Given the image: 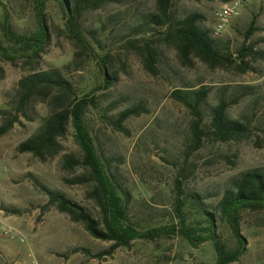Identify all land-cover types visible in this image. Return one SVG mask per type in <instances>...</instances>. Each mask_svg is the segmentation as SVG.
I'll list each match as a JSON object with an SVG mask.
<instances>
[{"label":"rangeland","instance_id":"1","mask_svg":"<svg viewBox=\"0 0 264 264\" xmlns=\"http://www.w3.org/2000/svg\"><path fill=\"white\" fill-rule=\"evenodd\" d=\"M1 1L7 4L17 34L34 31L33 12L27 0ZM173 4L177 16L202 14L203 26L213 31L215 14L223 0H175ZM154 10L155 0H110L101 9L85 13L82 22L86 30L96 32L101 46L117 58L113 70L118 81L110 90L97 95V106L90 109L86 122L99 152L111 162L112 171L130 191L129 214L141 229L171 223L176 178L182 180L184 194L198 195L207 209H212L241 173L264 170V59L252 61L253 71L238 75L209 70L196 60L192 68L182 67L173 50L163 49L159 75L152 77L145 72L140 59L124 52L122 45L132 28L140 24L141 17ZM46 14L49 41L38 65L0 60V113L11 109L17 83L33 69H60L79 91H88L98 82L93 62L84 57L74 59L75 49L64 33L55 3L49 2ZM252 20L257 31L248 43H254L255 50L264 55V15L255 4L244 6L218 38L235 53ZM202 86L211 89L210 104L221 94L231 98L244 93L240 102L229 108L228 115L249 123L252 134L241 141H205L199 150L186 155L192 116L170 95L175 89ZM137 106L147 113L123 123L128 135L117 132L112 121L120 112ZM48 114V107L39 103L32 110V120L20 117L0 138V226L4 228L0 231V264H213L215 254L210 243L193 248L179 237L135 241L129 248H118L102 260L75 253L74 249H85L91 255L101 253L109 250L112 243L93 239L80 224L71 222L54 207H46L47 197L37 184L66 195L96 217L94 204L85 196L88 188L66 184V180L83 171L64 172L60 167L61 155L42 163L31 155L16 152L17 145L32 136ZM1 120L2 115L0 125ZM61 145L62 155L80 157L71 127ZM13 210L17 213L13 214ZM186 211L189 223L198 228L200 218L189 201ZM8 228L14 238V234H5ZM216 228L222 242L229 249L234 248L235 241L219 218ZM241 233L246 251L233 264H264V213L244 212Z\"/></svg>","mask_w":264,"mask_h":264},{"label":"trees","instance_id":"2","mask_svg":"<svg viewBox=\"0 0 264 264\" xmlns=\"http://www.w3.org/2000/svg\"><path fill=\"white\" fill-rule=\"evenodd\" d=\"M33 12L34 31L17 34L11 25L7 4L0 0L2 21L0 22V60L15 63L23 61L28 65H38L49 41L47 6L56 4L64 27V33L75 49L74 59L93 62L98 73V82L88 91H79L72 79L66 78L60 69L40 71L33 69L17 83L11 109L0 113V138L18 123L19 118L32 120V110L42 103L49 114L42 120L36 132L20 142L18 154L31 155L45 163L61 155L60 167L66 173L81 169L83 173L72 180L69 186L87 187L86 199L94 204L97 216L91 215L83 206L66 195L49 190L39 184L47 197L46 207H54L68 216L71 222L80 224L95 240L112 243L109 250L90 254L85 249H74L92 259L102 260L112 255L118 248H129L135 241L155 242L161 239L179 237L193 248L210 243L215 254L213 264H233L246 251V240L241 233V218L244 212L264 213V170L252 169L241 173L225 190L215 208L207 209L196 194H184L182 180L174 182L173 218L170 224L141 229L129 214L132 195L111 168V162L104 158L91 134L86 117L91 108L97 106V95L114 87L118 81L114 72L116 57L101 46L96 32L83 27V16L102 8L110 0H27ZM175 0H155V10L141 17L140 24L132 28L122 45L124 52L135 54L146 73L152 77L159 75V64L163 49L173 50L182 67L192 68L193 61L202 63L209 70L231 71L244 75L253 71L251 62L264 59L255 50L254 43H248L257 31L255 20L249 23L244 39L236 52L229 45L212 35V30L203 26L204 16L192 12L177 16L174 12ZM201 2L203 0H191ZM212 1V0H205ZM103 27V26H102ZM2 70L0 69V77ZM211 89L205 86L185 87L171 92V99L185 107L192 116L189 147L186 155L199 150L205 141L227 143L241 141L251 136L247 122L231 119L228 110L238 104L244 93L231 98L221 94L215 103L208 101ZM141 106L126 109L112 121L117 132L128 135L123 123L132 117L146 114ZM73 130V138L80 157L62 155L61 140L68 128ZM186 201L196 210L199 227L189 223ZM16 214V211H11ZM216 218L223 221L234 241L229 249L217 234ZM203 223V224H202ZM207 264V263H202Z\"/></svg>","mask_w":264,"mask_h":264},{"label":"built area","instance_id":"3","mask_svg":"<svg viewBox=\"0 0 264 264\" xmlns=\"http://www.w3.org/2000/svg\"><path fill=\"white\" fill-rule=\"evenodd\" d=\"M258 4L261 13L264 15V0H226L215 14L216 24L212 31L214 37L218 36L228 23L239 16L241 9L248 4ZM0 231H4V228L0 226ZM5 234H14L11 229L8 228ZM15 234L12 238H14ZM22 241V240H20Z\"/></svg>","mask_w":264,"mask_h":264},{"label":"crops","instance_id":"4","mask_svg":"<svg viewBox=\"0 0 264 264\" xmlns=\"http://www.w3.org/2000/svg\"><path fill=\"white\" fill-rule=\"evenodd\" d=\"M226 0H223V3L225 2ZM253 4H255V5H257L258 6V4H256V3H253ZM248 5H251V4H248ZM247 6V5H246ZM258 8H259V6H258ZM259 10H260V8H259ZM260 12H261V10H260ZM262 14V13H261ZM263 15V14H262Z\"/></svg>","mask_w":264,"mask_h":264}]
</instances>
